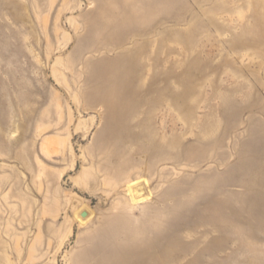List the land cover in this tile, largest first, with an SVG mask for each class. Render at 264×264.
I'll return each mask as SVG.
<instances>
[{
  "label": "rangeland",
  "instance_id": "rangeland-1",
  "mask_svg": "<svg viewBox=\"0 0 264 264\" xmlns=\"http://www.w3.org/2000/svg\"><path fill=\"white\" fill-rule=\"evenodd\" d=\"M154 1L114 34L124 0H0V264H264V0ZM126 54L116 175L92 64Z\"/></svg>",
  "mask_w": 264,
  "mask_h": 264
},
{
  "label": "bare ground",
  "instance_id": "bare-ground-1",
  "mask_svg": "<svg viewBox=\"0 0 264 264\" xmlns=\"http://www.w3.org/2000/svg\"><path fill=\"white\" fill-rule=\"evenodd\" d=\"M155 1L151 0L149 2H139L136 0H124L123 5H119V15L114 20H109L108 16L104 11H99L96 13L94 20L92 21V30L97 32V30L102 29L103 27H108L111 29L110 32L117 33L120 32L125 27H130L132 24L146 22L151 13L155 12ZM149 19V18H148ZM99 22L104 23L103 27L98 25ZM104 33L105 37L109 40H112V34ZM114 40V39H113ZM128 61V55L120 56L116 60H112L108 56L104 55L100 60L92 64L93 75L99 81L98 86H94L95 90L100 95L101 102L106 107V120L107 126L104 130L101 131L98 136L97 142L99 146H104V148L109 149V158L108 161L104 164L105 171H112L114 174L119 175L120 172L115 170V167L118 164H125L121 159L116 160L113 156L111 159V150L108 148L110 145H116L115 142L119 139H123L119 131L120 126L125 127L127 118L126 115L130 112V106L125 101L127 99V94L124 89L126 87L122 86V83L119 79V73L121 70L119 68H114V66H120V60ZM114 77L115 85L110 84V80ZM128 100V99H127ZM112 221V222H111ZM110 222L102 223L99 228H97V236L99 241L96 242L99 248L104 242L108 240H118L123 239L124 241L128 240V227L119 219L111 220ZM163 230V229H162ZM163 232L166 233V230ZM112 242V241H110ZM102 252L105 255V252L102 249ZM123 253V250L121 249ZM111 253V252H110ZM124 260V259H123ZM96 262L108 264V262L103 257H98Z\"/></svg>",
  "mask_w": 264,
  "mask_h": 264
},
{
  "label": "water",
  "instance_id": "water-1",
  "mask_svg": "<svg viewBox=\"0 0 264 264\" xmlns=\"http://www.w3.org/2000/svg\"><path fill=\"white\" fill-rule=\"evenodd\" d=\"M81 214H82V216H86L88 214V212L87 211H83Z\"/></svg>",
  "mask_w": 264,
  "mask_h": 264
}]
</instances>
